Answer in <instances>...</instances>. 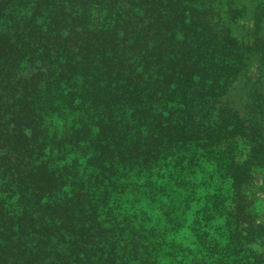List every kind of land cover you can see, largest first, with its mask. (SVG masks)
I'll list each match as a JSON object with an SVG mask.
<instances>
[{
	"label": "trees",
	"instance_id": "1",
	"mask_svg": "<svg viewBox=\"0 0 264 264\" xmlns=\"http://www.w3.org/2000/svg\"><path fill=\"white\" fill-rule=\"evenodd\" d=\"M258 175L264 0H0V264H264Z\"/></svg>",
	"mask_w": 264,
	"mask_h": 264
},
{
	"label": "rangeland",
	"instance_id": "2",
	"mask_svg": "<svg viewBox=\"0 0 264 264\" xmlns=\"http://www.w3.org/2000/svg\"><path fill=\"white\" fill-rule=\"evenodd\" d=\"M255 183V187L248 192V198L251 201L250 210L254 211L255 219L253 223L249 224L248 226H243L242 224L240 225L242 230L246 229V231H244V235L249 233V236L252 239V241H250V245L253 247L256 244L254 235H257L256 233L264 226V187L261 185V179L259 175L255 178ZM172 204L173 203H170L169 206H172ZM188 236L187 242H191L193 240V236L190 233H188Z\"/></svg>",
	"mask_w": 264,
	"mask_h": 264
}]
</instances>
